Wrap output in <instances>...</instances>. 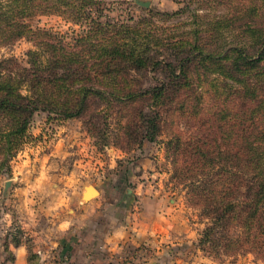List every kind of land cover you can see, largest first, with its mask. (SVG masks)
<instances>
[{
  "label": "trees",
  "instance_id": "1",
  "mask_svg": "<svg viewBox=\"0 0 264 264\" xmlns=\"http://www.w3.org/2000/svg\"><path fill=\"white\" fill-rule=\"evenodd\" d=\"M263 3L210 0L227 9L212 26L216 48L182 40L168 59L155 51L144 22L103 19L94 0H0V25L8 27L0 29V41L27 36L33 45L25 67L15 59L0 61V173L23 144L36 111L70 119L85 112L90 98L145 99L156 111L142 118L141 139L153 142L161 134L165 108L176 114L185 107L195 133L188 141L177 136L166 145L173 153L175 184L183 186L188 204L206 220L198 248L219 263L220 256L245 254L264 262ZM37 16L60 17L82 29L68 38L23 24ZM222 23L230 24L226 33H236L242 45L219 41ZM157 70L166 72L167 81L147 87L131 83L133 74ZM217 100L223 104L213 113L217 125L207 126L209 120L199 113L208 101L217 107ZM213 128L216 140L214 132L206 134Z\"/></svg>",
  "mask_w": 264,
  "mask_h": 264
},
{
  "label": "rangeland",
  "instance_id": "2",
  "mask_svg": "<svg viewBox=\"0 0 264 264\" xmlns=\"http://www.w3.org/2000/svg\"><path fill=\"white\" fill-rule=\"evenodd\" d=\"M94 1L101 9L103 19L129 24L144 22L141 25L143 30L155 38L152 40L156 45L155 51L168 59L177 49L175 44L182 40L195 41L207 49L216 48V35H210L214 33L212 26L214 21L227 13L226 8L212 6L210 0ZM137 1L148 3V7L139 5ZM23 24L32 31L50 30L68 38L82 29L80 25L56 16H37L23 21ZM3 28L8 27L1 24L0 29ZM218 28L223 29L216 32L218 35L225 33L220 38L217 35L219 41L229 38L232 44L242 45L236 33H226L231 28L230 24L222 23ZM31 49L33 45L27 36L14 43L5 44L0 41V61L15 59L25 67L26 53ZM165 77L164 70L141 72L133 74L131 83L145 87L159 85L161 81H167ZM172 90L166 91V94ZM217 101V107L206 102L204 111L199 113L203 119L209 120L207 126L217 125L213 113L223 105ZM165 110L160 125L161 134L153 142L141 139V128L143 133L146 130L142 118L149 115V111V116L156 111V105L145 99L126 101L90 98L85 112L70 119L56 113L34 112L27 125L23 144L8 168L0 173V264H48L47 255L55 260L59 256L61 264H76L70 257L62 260V249L55 246L53 241L72 239L69 231H58L57 227L61 223L65 224L63 228L69 227L68 223L73 222V216L78 218L72 225H81L80 238L85 240L87 234H90L87 240L90 239L91 244L99 239L98 235H101L106 225L107 213L103 208L85 216L86 201L82 195L89 185L104 194L102 199L100 195L93 197L95 200L100 199L103 206L110 201L105 200V195L113 190L126 193V198H132L125 201L127 214L138 213L141 209L148 210L141 203L143 198L157 195L165 200L171 199L181 210L184 221L182 225L188 229L187 233L191 235L188 240L192 241L189 244L184 239V244L178 247L177 252L182 256L203 255L197 240L206 220L200 210L188 204L183 186L175 184L171 158L173 153L166 145L169 139L177 136L182 141H188L190 134L195 133L191 129L194 120L192 115L184 113L185 107L176 114L168 112V107ZM216 131L213 128L206 134L214 132L213 140H216ZM217 143L218 140L215 145ZM77 243L82 244L81 241ZM17 246L25 248L27 262L16 260L14 249ZM219 258L224 264L233 261L264 264L251 254Z\"/></svg>",
  "mask_w": 264,
  "mask_h": 264
},
{
  "label": "crops",
  "instance_id": "3",
  "mask_svg": "<svg viewBox=\"0 0 264 264\" xmlns=\"http://www.w3.org/2000/svg\"><path fill=\"white\" fill-rule=\"evenodd\" d=\"M99 195L101 199L104 196L98 191L97 197ZM126 195V193L113 190L105 195V200L113 201L112 203L109 201L106 206H103L100 199L92 198L86 201L85 216L92 215L96 210L103 208L107 213L106 225L103 226L96 243H94L96 240L92 244L90 239L87 240L90 234H87L85 240L80 238L81 225L77 223L72 225L77 221V216L71 217L73 222L68 223L69 227L63 228L65 224L61 223L57 230L69 231L72 239L64 238L53 241L55 246L58 245L62 249L60 254L72 258L76 264H224V262H215L204 254L182 256L177 252L178 247L184 244V239L189 244L192 241L188 240L191 236L187 233L188 229L182 225L184 221L181 210H178L177 205L171 199L165 200L157 195H153L152 198H143L141 203L148 210L141 209L140 213L127 214L125 201H130L132 198H126ZM80 241L81 245L77 243ZM14 250L17 261L26 260L23 246H17ZM47 258L48 264H57L56 262L61 264L59 256L56 260L49 255ZM227 264L255 263L248 261Z\"/></svg>",
  "mask_w": 264,
  "mask_h": 264
},
{
  "label": "water",
  "instance_id": "4",
  "mask_svg": "<svg viewBox=\"0 0 264 264\" xmlns=\"http://www.w3.org/2000/svg\"><path fill=\"white\" fill-rule=\"evenodd\" d=\"M137 3L143 7H148V3H143V2H139L137 1ZM90 190H93L92 186L89 185L85 188V192L83 193L82 195V198L85 199V201L93 198V197H96L98 195V192H97V189H96V192H97V195L93 196V195H90Z\"/></svg>",
  "mask_w": 264,
  "mask_h": 264
},
{
  "label": "bare ground",
  "instance_id": "5",
  "mask_svg": "<svg viewBox=\"0 0 264 264\" xmlns=\"http://www.w3.org/2000/svg\"><path fill=\"white\" fill-rule=\"evenodd\" d=\"M93 188V190H90V195H93V196H95V195H97V192H96V189L94 188V187H92Z\"/></svg>",
  "mask_w": 264,
  "mask_h": 264
},
{
  "label": "built area",
  "instance_id": "6",
  "mask_svg": "<svg viewBox=\"0 0 264 264\" xmlns=\"http://www.w3.org/2000/svg\"><path fill=\"white\" fill-rule=\"evenodd\" d=\"M61 259H62V260H67V257H66V256H63V255H61Z\"/></svg>",
  "mask_w": 264,
  "mask_h": 264
}]
</instances>
